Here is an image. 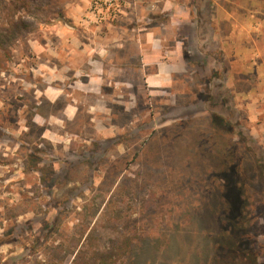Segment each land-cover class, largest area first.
I'll return each instance as SVG.
<instances>
[{
  "label": "rangeland",
  "instance_id": "374dc122",
  "mask_svg": "<svg viewBox=\"0 0 264 264\" xmlns=\"http://www.w3.org/2000/svg\"><path fill=\"white\" fill-rule=\"evenodd\" d=\"M96 1L20 13L0 74V264H264V0H116L99 17ZM107 26L149 41L139 57L123 43L117 88L48 103Z\"/></svg>",
  "mask_w": 264,
  "mask_h": 264
},
{
  "label": "crops",
  "instance_id": "0c3cea01",
  "mask_svg": "<svg viewBox=\"0 0 264 264\" xmlns=\"http://www.w3.org/2000/svg\"><path fill=\"white\" fill-rule=\"evenodd\" d=\"M88 27H85L84 29H87ZM118 27H110L107 26L106 32L104 34V39L102 42L99 43L98 46L94 47L91 45V43L81 42L79 43L76 48L72 49L73 54H76L74 51H78L79 53L83 55V65L84 67H78L77 64L73 65H67L66 69L70 72V75L67 77L71 79L70 82L67 83H61L59 82L55 83H47L45 87L41 90L42 97L50 104H54L59 98L63 97L64 90L67 88L68 92L66 93V96L70 98L75 97L76 93H82L83 95L88 94H94V95H100L101 90L103 88L110 87L112 91H114L117 82V78L121 75L123 72V67H118L117 65H123L122 56L118 54L119 49H122L123 45L126 42L127 44H130L132 47L136 48V55L137 57L140 56L141 49L145 45V43H148V40H144L142 44V41L140 42L139 37L131 36V39L126 38V41H123L121 32H118ZM70 33L74 31V27H68L67 28ZM132 32V31H131ZM123 33V32H122ZM74 39V37H72ZM124 43V44H123ZM151 49L153 45V40H150L149 43ZM69 48L67 51L69 52ZM72 50L70 51L69 55H71ZM95 50L96 55L91 54ZM55 52V51H54ZM59 54H62L60 52ZM98 55V56H97ZM152 62H143L142 70L140 68H137V73H144V67L145 65H149ZM132 71V68H131ZM156 73L153 74L155 77ZM56 74L52 72L50 78H47L46 80H51L54 78L56 81H63V76L54 77ZM146 76V77H145ZM150 75L143 74V78H148ZM42 77V76H41ZM120 78V77H119ZM155 79V78H151ZM164 79V77H163ZM52 80V81H54ZM43 81V78H42ZM108 83V84H107ZM112 84L113 86H110ZM109 85V86H108ZM66 87V88H65ZM114 87V88H113ZM116 91V90H115ZM108 94V93H107ZM97 105V103H95ZM93 104V105H95ZM90 105V104H89ZM77 111V106L73 105L72 102L64 100V105L62 108V113L66 116L65 118L67 120H71L73 117V114H75ZM71 114V115H70ZM70 115V116H69Z\"/></svg>",
  "mask_w": 264,
  "mask_h": 264
},
{
  "label": "trees",
  "instance_id": "16d2710c",
  "mask_svg": "<svg viewBox=\"0 0 264 264\" xmlns=\"http://www.w3.org/2000/svg\"><path fill=\"white\" fill-rule=\"evenodd\" d=\"M30 11H31V4L28 2V0H17V1L9 2V4L7 5V11L4 13V15L0 17V74L2 70L5 68L6 64L11 59L12 47L22 38V35L29 33L30 24L26 22V20L22 17L20 13L28 14ZM213 117L217 120L219 124L228 125L227 120L223 119L222 117L215 115ZM217 122H215L216 124H214L213 122V124L220 127L221 125H219ZM244 162L247 163L248 160H244ZM251 163L255 164L254 162ZM247 166L248 165H245L244 167ZM244 167L241 168L242 169L241 172L234 173L236 185L239 187L237 192L240 194V200H239L240 203L238 205L239 209L237 208L238 209L237 212L243 210L244 207L243 204L246 202L245 199H247L246 196H244V193H246L245 183L247 181H246V177L242 175L245 171ZM227 222L232 226V228L235 227L234 226L236 222L235 220H228ZM44 229H50V228L45 226ZM88 237L89 234L87 238ZM231 241L233 240L231 239ZM61 250H62L61 246H56L54 248H51V252L49 253L53 254L52 257H56L58 253L60 254ZM98 262L99 264H105V262H103L102 259H98Z\"/></svg>",
  "mask_w": 264,
  "mask_h": 264
},
{
  "label": "built area",
  "instance_id": "2783aa9c",
  "mask_svg": "<svg viewBox=\"0 0 264 264\" xmlns=\"http://www.w3.org/2000/svg\"><path fill=\"white\" fill-rule=\"evenodd\" d=\"M116 0H97L94 2L97 17L104 13V9H111L115 6ZM94 10V11H95Z\"/></svg>",
  "mask_w": 264,
  "mask_h": 264
}]
</instances>
